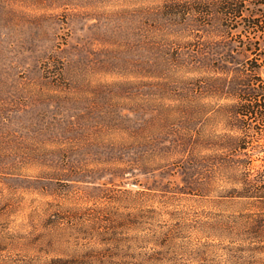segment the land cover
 Instances as JSON below:
<instances>
[{"label": "rangeland", "instance_id": "rangeland-1", "mask_svg": "<svg viewBox=\"0 0 264 264\" xmlns=\"http://www.w3.org/2000/svg\"><path fill=\"white\" fill-rule=\"evenodd\" d=\"M181 18L163 0H0L9 260L80 254L92 227L128 239L175 224L194 246L256 210L231 195L240 172L264 168V118L237 112L248 41L215 12Z\"/></svg>", "mask_w": 264, "mask_h": 264}, {"label": "trees", "instance_id": "trees-1", "mask_svg": "<svg viewBox=\"0 0 264 264\" xmlns=\"http://www.w3.org/2000/svg\"><path fill=\"white\" fill-rule=\"evenodd\" d=\"M163 10L178 20L186 15L205 19L215 12L228 30L239 28L238 41L244 43L241 36L248 41L244 46L248 66L244 70L251 79L246 84L248 90L239 96L237 112L247 120L258 116L263 119L264 79L255 68L259 60H264V47L259 44V39H264V0H163ZM260 84L262 96L257 89ZM238 182L239 187L232 188L231 195L254 200L258 204L256 210L221 219L212 232L204 235L207 240L194 246L183 242L175 224L128 239L109 232V228L102 232L92 227L93 232L97 231L96 237L89 239L95 240L84 242L87 248L80 254L39 257L42 252L37 250L35 255L9 260L2 254L7 247L0 243V264L3 260L8 264H264V168L244 169ZM14 237L10 234L11 242ZM41 237L36 235V240Z\"/></svg>", "mask_w": 264, "mask_h": 264}]
</instances>
